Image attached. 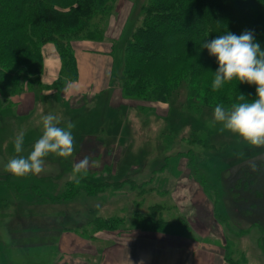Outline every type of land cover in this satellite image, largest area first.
Masks as SVG:
<instances>
[{
    "label": "trees",
    "instance_id": "obj_1",
    "mask_svg": "<svg viewBox=\"0 0 264 264\" xmlns=\"http://www.w3.org/2000/svg\"><path fill=\"white\" fill-rule=\"evenodd\" d=\"M119 1L122 0H0V99L7 103L4 99L15 86L29 83L36 76L44 46L57 49L62 63L58 83L77 80L73 43L110 40L106 29ZM130 1L132 10L126 25L111 40V81L119 84L127 98L167 101L171 112L163 115L175 127L180 114L190 113L185 125L203 132L199 139L203 152H189L195 170L198 163L214 158L222 166L216 169L218 177L211 186L207 173L203 176L200 172L204 190L209 187L225 204L227 221L235 226L236 235L253 227L259 229L258 245L264 253V148L252 147L228 130L221 132L222 125L213 118L217 105L229 109L240 102V93L247 101L254 100L257 86L233 79L213 91L211 85L219 65L216 57L202 47L204 41L221 34L232 32L239 36L252 30L264 50V0ZM135 107L143 112L153 109L143 104ZM108 113L105 110L103 116L108 117ZM174 115L175 119L170 120ZM36 179L19 184L9 175L0 176V264H12L9 251L13 248L39 262L43 245L84 225L93 224L91 232L118 227L115 222L112 226V220L119 218H101L97 215L99 205L92 203L111 185L96 170H89L79 184L50 175ZM75 202L78 207L72 209ZM43 207L52 212L47 214ZM121 218L134 225V221ZM181 221L177 229L181 232L183 226L189 230L183 216ZM177 229L171 232L180 233ZM233 244L232 240L225 244L227 261L250 264L245 254L234 253Z\"/></svg>",
    "mask_w": 264,
    "mask_h": 264
},
{
    "label": "rangeland",
    "instance_id": "obj_2",
    "mask_svg": "<svg viewBox=\"0 0 264 264\" xmlns=\"http://www.w3.org/2000/svg\"><path fill=\"white\" fill-rule=\"evenodd\" d=\"M131 7L130 0L119 1L116 10L113 11L114 14L112 13L113 16H110L106 29L110 40H105L107 43H104L102 51L104 55H101L102 62L99 65L102 72L99 69L98 74L95 75L94 72L93 77L86 79L87 82H91L90 85L83 86L82 82H77L76 86L83 87L75 92L72 87L78 79L65 84L58 83L62 68L61 60L59 59L58 70L55 61L47 60V58L53 59L52 56H58L57 49L54 46L53 49L44 46L43 63H39L36 76L29 83L23 82L22 85L15 86V90L10 93L11 98L7 96L4 99L7 103L0 99V164L3 160L8 162L17 155L13 141L20 130L25 132L24 150L21 155L25 157L29 155L33 144L42 134V125L36 124L40 119L39 114L52 113L59 116L62 121L61 127H66L68 121L75 125L72 130L75 150L70 157L65 159L50 154L45 158L44 171L41 174H28L24 177H16L4 171V166H0V176L9 175L11 181L19 184L36 181L37 177L43 175L66 181L71 175L73 165L87 156L90 161H95V166L90 167L89 170H96L111 184L100 199L92 201L94 205L95 203L99 205L97 215L101 218L126 217L134 221V225H128L122 218V221L112 220V226L115 222L118 227H111V230L122 228L114 233L136 226L142 229L164 228L173 231L182 224L183 208L186 212L191 206H195V201L200 210L201 208L205 210L203 204L205 199L201 191L208 193L217 202L214 213L219 220L227 221L225 204L223 205L222 201L216 198L215 191L208 190L209 187L204 190L200 175L201 172L205 176L206 172L207 182L211 186L213 180L218 177L216 174L219 169L222 168L220 161L219 165L218 160H215L217 158L205 164L198 163L196 170L199 173L190 161V150L203 152V145L199 141L203 137V132L192 129L191 125H185L188 124L185 121L190 119V113L185 116L180 114L174 121L177 123L175 127L163 115L171 112L167 101L127 98L123 95L119 84L111 81V65L114 62L111 40L117 38L123 30ZM72 47L75 54L78 42ZM137 104L153 107L152 112L139 111L135 107ZM105 110L110 112L108 117L103 116ZM191 116L195 117L193 114ZM172 118L175 119V115L170 120ZM64 162H69L70 165H64ZM1 190L6 191V189ZM194 196L200 197V200H196ZM77 203L75 202L72 209L78 207ZM79 208L82 210V215H86L83 206ZM45 210L47 214L52 212L50 209L44 208L43 211ZM204 216L195 219L197 227L199 225L198 229L203 232H205ZM92 226L93 224H88L83 227H86L90 233ZM58 228L62 226L59 225ZM231 230L233 233L226 237V243L232 240L234 253L236 255L243 253L251 263L256 264L259 260L258 253L250 248L244 239H238L239 237L234 234L238 232L235 227H231ZM181 232L187 233L188 230L181 226ZM57 242L58 237H55L51 243L55 245ZM51 243H48L45 249H41V254L47 256L46 258L53 257L51 254L48 256L46 251ZM76 243L74 247L79 246H76ZM12 256L10 255L13 259L12 264H18L15 261L18 259ZM27 260L29 264L39 262L48 264L43 257H40L39 262L35 258Z\"/></svg>",
    "mask_w": 264,
    "mask_h": 264
},
{
    "label": "crops",
    "instance_id": "obj_3",
    "mask_svg": "<svg viewBox=\"0 0 264 264\" xmlns=\"http://www.w3.org/2000/svg\"><path fill=\"white\" fill-rule=\"evenodd\" d=\"M75 42H78L77 49L80 50L75 51L79 78L74 82L72 89L78 92V88L82 89L83 86L90 85L91 82H87V78L93 77L94 72L95 75L98 74L102 62L101 55H104L102 52L104 43L107 42L91 40ZM48 47L53 49L51 46ZM52 57L53 59L47 58V60L55 61L58 70L60 58ZM77 82H82L84 85L76 86ZM6 163L3 160L0 166H5ZM201 193L206 202L203 203L205 210L202 208L200 210L195 201V206H191L186 212L184 208L182 210L183 215H181L186 216L189 227L186 234L142 229L139 226L117 233L114 231L121 230V227L116 230L95 229L94 232L89 233L87 228L81 227L63 232L55 245L49 244L47 255L51 254L53 257L46 258L47 256L43 255V260L48 264H230L224 256L225 244L226 237L233 233L231 227L235 226L230 222L219 220L214 213L217 202L208 193L204 191ZM194 198L200 200V197L194 196ZM198 216L205 218V232L198 229L199 225L197 227L195 219H198ZM236 236L239 237L238 239H244L246 244L258 253L259 260L256 264H264V253L258 245L259 229L253 227L247 233ZM5 238L9 241L8 236ZM75 242L78 247H74ZM45 246L47 244L43 245V249L46 248ZM10 251L12 258L18 259L15 260L18 264H29L26 254L21 250L13 248Z\"/></svg>",
    "mask_w": 264,
    "mask_h": 264
},
{
    "label": "clouds",
    "instance_id": "obj_4",
    "mask_svg": "<svg viewBox=\"0 0 264 264\" xmlns=\"http://www.w3.org/2000/svg\"><path fill=\"white\" fill-rule=\"evenodd\" d=\"M211 56L216 57L219 65L212 81V90H220L225 82L238 79L240 83L256 85V98L247 101L240 93L238 103L229 109L223 105L214 108V121L221 124L220 131L228 130L237 134L244 142L255 148H264V50L255 41L254 32L245 30L239 36L227 32L211 41H204ZM37 125H42V134L32 146L27 157L23 152L25 132L20 130L14 138V151L17 155L10 158L4 166V171L16 177L28 174L39 175L44 171L45 158L50 154L67 159L75 150V138L72 130L74 123L68 121L66 127H61V118L52 113L39 114ZM241 155H243L241 153ZM95 166V161L85 156L72 167L70 180L76 184L86 177L89 168ZM255 170V165H252Z\"/></svg>",
    "mask_w": 264,
    "mask_h": 264
}]
</instances>
